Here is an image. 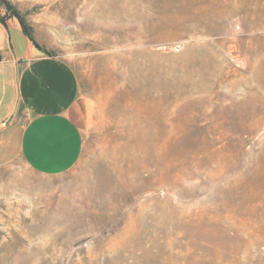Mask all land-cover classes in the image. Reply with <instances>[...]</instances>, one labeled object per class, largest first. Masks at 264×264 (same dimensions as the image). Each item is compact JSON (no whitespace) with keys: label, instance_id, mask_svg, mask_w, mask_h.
Segmentation results:
<instances>
[{"label":"rangeland","instance_id":"1","mask_svg":"<svg viewBox=\"0 0 264 264\" xmlns=\"http://www.w3.org/2000/svg\"><path fill=\"white\" fill-rule=\"evenodd\" d=\"M14 11L91 116L70 171L0 167V264H264V0Z\"/></svg>","mask_w":264,"mask_h":264},{"label":"crops","instance_id":"2","mask_svg":"<svg viewBox=\"0 0 264 264\" xmlns=\"http://www.w3.org/2000/svg\"><path fill=\"white\" fill-rule=\"evenodd\" d=\"M5 26L10 40L0 27V123L6 120L0 167L19 158L37 175H61L81 157L90 105L66 62L47 52L33 55L19 24Z\"/></svg>","mask_w":264,"mask_h":264},{"label":"water","instance_id":"3","mask_svg":"<svg viewBox=\"0 0 264 264\" xmlns=\"http://www.w3.org/2000/svg\"><path fill=\"white\" fill-rule=\"evenodd\" d=\"M0 27L5 31L7 43H9L10 36H9V34L7 32L6 26L3 23L0 22ZM31 52H32L33 55H46L47 54L45 50L41 49L35 43H32V45H31ZM15 105H16V103H14V105H13V107H12L10 113H9V116L13 113V111L15 109ZM5 123H6V120L2 121L0 123V126H3Z\"/></svg>","mask_w":264,"mask_h":264},{"label":"trees","instance_id":"4","mask_svg":"<svg viewBox=\"0 0 264 264\" xmlns=\"http://www.w3.org/2000/svg\"><path fill=\"white\" fill-rule=\"evenodd\" d=\"M13 16H15L20 24V27H21V30H22V33L29 39L33 42V39H32V36H31V32H30V29L27 27L24 19L20 16V14H18L16 11H14V14ZM0 22L3 23L5 25V21L0 18ZM35 43V42H33ZM36 44V43H35ZM37 45V44H36ZM38 46V45H37Z\"/></svg>","mask_w":264,"mask_h":264}]
</instances>
